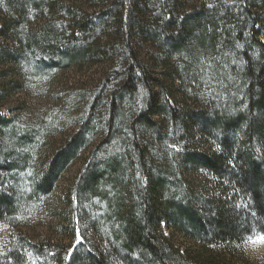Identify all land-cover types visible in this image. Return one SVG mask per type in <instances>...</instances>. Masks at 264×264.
<instances>
[{"label": "trees", "instance_id": "obj_1", "mask_svg": "<svg viewBox=\"0 0 264 264\" xmlns=\"http://www.w3.org/2000/svg\"><path fill=\"white\" fill-rule=\"evenodd\" d=\"M84 67L97 72L72 86L74 125L60 140L0 109V264H253L264 0H0L1 107L28 71ZM86 153L69 196L72 243L26 238L18 207L54 193Z\"/></svg>", "mask_w": 264, "mask_h": 264}, {"label": "rangeland", "instance_id": "obj_2", "mask_svg": "<svg viewBox=\"0 0 264 264\" xmlns=\"http://www.w3.org/2000/svg\"><path fill=\"white\" fill-rule=\"evenodd\" d=\"M96 72V68L89 67H84L82 70L65 68L60 70L55 77L44 78L33 73V71H28L26 77L19 80L21 89L17 90V93H14L10 99H5L4 106H0L1 112L8 115L10 114L9 111L12 110V115L15 116L18 125L33 127V130L37 132L36 136L39 138H41L42 130L39 131L40 128L38 127L46 125L47 127L44 130L50 134L52 131L54 132L52 142L53 140H60L64 137V133L67 134L73 129L71 126L74 125L75 112H69L68 109L75 106L72 99L69 100L73 91L72 86L75 85L74 89L77 90L78 85L84 83L83 87L88 88L93 84L92 77ZM3 80L5 81V78ZM87 154L75 160L66 169L54 193L48 197L43 196L40 198L39 195H34V197L27 198L26 201L21 203L22 209L18 207L16 229L22 230L26 238L39 243L48 241L72 243L70 190L72 181L81 170ZM30 176L29 173L27 183L30 182ZM164 233L183 247L190 244L179 233H172L168 228L164 229ZM0 234V244H3L9 239V227L4 225ZM244 252L246 258L253 264H264V236L256 231L253 237L247 238ZM32 264L40 263L34 260Z\"/></svg>", "mask_w": 264, "mask_h": 264}]
</instances>
